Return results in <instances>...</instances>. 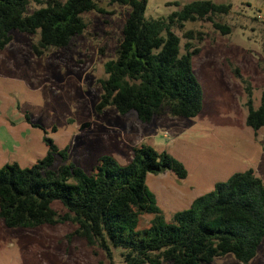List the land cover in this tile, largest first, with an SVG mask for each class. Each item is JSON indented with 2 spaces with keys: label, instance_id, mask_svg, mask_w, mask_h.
Wrapping results in <instances>:
<instances>
[{
  "label": "rangeland",
  "instance_id": "rangeland-1",
  "mask_svg": "<svg viewBox=\"0 0 264 264\" xmlns=\"http://www.w3.org/2000/svg\"><path fill=\"white\" fill-rule=\"evenodd\" d=\"M191 1L148 0L145 16L166 17ZM211 1L231 6L228 15L215 18L229 33L204 21L175 30L181 47L187 31L203 38L195 42L200 52L191 59L203 91L202 110L194 118L162 116L142 124L133 111L122 116L112 105L97 110L103 66L115 57L128 6L101 0L103 13L82 15L87 26L81 35L42 56L32 50L38 35L13 31L12 40L0 50V167H31L46 156L45 139L67 148L68 162L86 173L103 155L126 165L135 147L148 145L168 153L187 171L185 178L170 171L146 176L167 222L236 173L252 170L264 182V127L255 131L246 125L247 86L254 109L264 89V0ZM28 2V13L41 7ZM60 164L57 157L55 166ZM51 207L65 212L58 201ZM153 216L143 215L136 231L147 228ZM75 229L71 223L8 228L0 219V264H124L122 249L111 248L109 256L73 236ZM209 264L243 263L227 254ZM248 264H264V239Z\"/></svg>",
  "mask_w": 264,
  "mask_h": 264
},
{
  "label": "trees",
  "instance_id": "trees-1",
  "mask_svg": "<svg viewBox=\"0 0 264 264\" xmlns=\"http://www.w3.org/2000/svg\"><path fill=\"white\" fill-rule=\"evenodd\" d=\"M32 1L41 7L28 13V0H0V50L12 40L13 31L38 35L32 44L37 56L65 48L85 31L84 13L104 12L98 6L101 0ZM114 1L130 10L115 57L103 66L97 110L112 105L122 116L133 111L142 124L162 116L196 117L203 91L191 59L200 52L195 42L203 38L187 31L181 47L175 30L204 21L227 34L229 28L215 18L228 15L231 6L194 0L166 17L147 18L148 0ZM246 91V125L256 131L264 127V89L257 109L249 86ZM45 142L46 156L31 167H0V219L6 227L71 223L76 226L72 235L89 247L98 246L109 256L111 248L122 249L124 264H209L227 254L248 264L255 258L264 239V182L252 170L215 184L167 222L145 180L147 174L164 171L187 176L184 165L168 153L141 145L133 149L128 164L103 155L86 173L68 162L67 148L59 149L50 139ZM57 157L61 164L56 167ZM55 201L64 213L52 209ZM145 214L154 216L147 228L136 231Z\"/></svg>",
  "mask_w": 264,
  "mask_h": 264
}]
</instances>
